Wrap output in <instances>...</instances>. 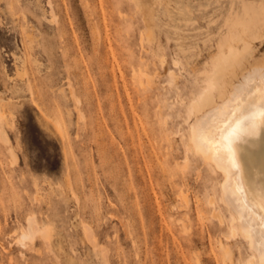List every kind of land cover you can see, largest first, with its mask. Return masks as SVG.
Returning <instances> with one entry per match:
<instances>
[{"label": "rangeland", "instance_id": "obj_1", "mask_svg": "<svg viewBox=\"0 0 264 264\" xmlns=\"http://www.w3.org/2000/svg\"><path fill=\"white\" fill-rule=\"evenodd\" d=\"M244 2L264 0H0V264H257L223 175L188 148ZM31 213L52 246L19 240Z\"/></svg>", "mask_w": 264, "mask_h": 264}, {"label": "bare ground", "instance_id": "obj_2", "mask_svg": "<svg viewBox=\"0 0 264 264\" xmlns=\"http://www.w3.org/2000/svg\"><path fill=\"white\" fill-rule=\"evenodd\" d=\"M225 25L217 52L205 66V86L191 99L188 148L223 175L232 236H242L253 249L250 263L264 264V55L256 54L254 43L264 37V3L244 2ZM1 109L0 136L8 140L5 124L11 113ZM38 235L53 245V226L31 213L19 240L33 242ZM221 251L231 258L228 243L221 242Z\"/></svg>", "mask_w": 264, "mask_h": 264}]
</instances>
